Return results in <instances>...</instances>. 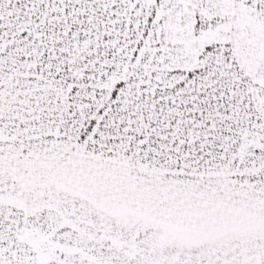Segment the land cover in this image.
I'll return each instance as SVG.
<instances>
[{
	"label": "snow or ice",
	"instance_id": "snow-or-ice-1",
	"mask_svg": "<svg viewBox=\"0 0 264 264\" xmlns=\"http://www.w3.org/2000/svg\"><path fill=\"white\" fill-rule=\"evenodd\" d=\"M0 264H264V0H0Z\"/></svg>",
	"mask_w": 264,
	"mask_h": 264
}]
</instances>
